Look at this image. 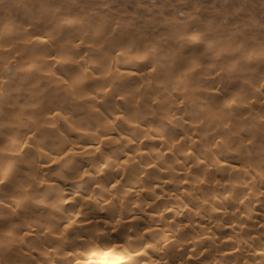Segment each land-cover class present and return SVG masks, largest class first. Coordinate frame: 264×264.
I'll use <instances>...</instances> for the list:
<instances>
[{"label":"clouds","instance_id":"9594fccd","mask_svg":"<svg viewBox=\"0 0 264 264\" xmlns=\"http://www.w3.org/2000/svg\"><path fill=\"white\" fill-rule=\"evenodd\" d=\"M0 264H264V0H0Z\"/></svg>","mask_w":264,"mask_h":264}]
</instances>
